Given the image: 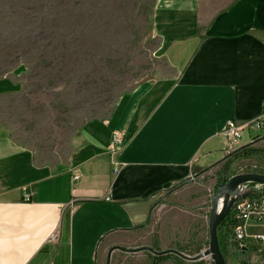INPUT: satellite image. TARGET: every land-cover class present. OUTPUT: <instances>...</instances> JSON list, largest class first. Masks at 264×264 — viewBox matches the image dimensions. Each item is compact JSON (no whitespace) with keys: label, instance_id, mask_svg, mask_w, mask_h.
<instances>
[{"label":"crops","instance_id":"1","mask_svg":"<svg viewBox=\"0 0 264 264\" xmlns=\"http://www.w3.org/2000/svg\"><path fill=\"white\" fill-rule=\"evenodd\" d=\"M154 27L172 76L122 93L66 164L0 157V264H105L116 245L147 246L154 208L166 226L172 206L206 200L230 152L264 149V127L223 131L261 113L264 0H156ZM262 231L250 222L243 253L226 244V264H264Z\"/></svg>","mask_w":264,"mask_h":264},{"label":"rangeland","instance_id":"2","mask_svg":"<svg viewBox=\"0 0 264 264\" xmlns=\"http://www.w3.org/2000/svg\"><path fill=\"white\" fill-rule=\"evenodd\" d=\"M155 2L0 0V138L41 164H66L83 148L82 127L107 118L122 93L172 76L154 27ZM225 163L226 177L264 173V152L248 145L247 153L228 154L206 200L172 206L166 226L154 208L138 245L183 249L188 256L204 249L194 251L201 240L207 247L208 214ZM164 254L160 264H175L174 252ZM152 256L146 248H115L113 264H150Z\"/></svg>","mask_w":264,"mask_h":264},{"label":"water","instance_id":"3","mask_svg":"<svg viewBox=\"0 0 264 264\" xmlns=\"http://www.w3.org/2000/svg\"><path fill=\"white\" fill-rule=\"evenodd\" d=\"M227 163L222 167V177L220 182L218 183L214 195L212 198L211 208L208 214V245L202 251L197 252L193 256H188L184 254L181 250L175 248H167V249H154L149 246H141L139 248H125L120 245H116L113 248H119L122 250H137L141 248H146L153 252L154 257L164 254L167 252H174L175 254L182 256L187 259H199L204 256H208L210 258V264H226V259L222 251L220 250L217 236V226L222 220V218L229 212L232 203L238 199H241L247 195L252 193L250 188L241 189L240 186L248 181L259 182L264 184V173L261 172H242L236 173L229 177L225 176V167ZM110 249V250H111ZM109 252L106 256L105 264H109Z\"/></svg>","mask_w":264,"mask_h":264},{"label":"built area","instance_id":"4","mask_svg":"<svg viewBox=\"0 0 264 264\" xmlns=\"http://www.w3.org/2000/svg\"><path fill=\"white\" fill-rule=\"evenodd\" d=\"M249 125L255 128L264 127V102L262 104L261 113L257 117L243 124L237 123L234 119H229L226 121L223 131L228 132L235 139L240 136L242 128ZM120 142L121 140L118 135L114 133L111 149L113 150L116 145L118 148ZM240 188H250L252 193L234 201L229 210L235 224L226 235V244L229 248L234 249H239L243 246V241L247 235L248 224L250 222L262 224L264 226V184L248 181L243 183ZM253 236L257 240L264 241V231L256 232Z\"/></svg>","mask_w":264,"mask_h":264},{"label":"trees","instance_id":"5","mask_svg":"<svg viewBox=\"0 0 264 264\" xmlns=\"http://www.w3.org/2000/svg\"><path fill=\"white\" fill-rule=\"evenodd\" d=\"M247 148H248V144L242 145L238 148H236L235 150H233L232 152L229 153V155H235V154H244L247 153ZM263 150L264 149H260ZM235 224V221L231 218V214L230 212H228L220 221V223L217 226V236H218V243H219V247L220 250L222 251V253L224 254L225 258H226V252H225V246H226V235L230 232L232 226ZM154 248V247H152ZM154 249H158V248H154ZM181 251H183V249H179ZM240 252L243 253L244 249L242 247L239 248ZM196 251H198V248L196 249ZM169 253V252H168ZM167 254H160L156 257H154L153 260V264H160V260L162 258H165ZM173 261L175 264H186L185 263V259L182 256L179 255H175L172 256ZM245 255L243 257H239V264H243L244 262H246L245 260ZM195 264H203L202 261L198 260V261H194ZM210 264V263H209Z\"/></svg>","mask_w":264,"mask_h":264},{"label":"bare ground","instance_id":"6","mask_svg":"<svg viewBox=\"0 0 264 264\" xmlns=\"http://www.w3.org/2000/svg\"><path fill=\"white\" fill-rule=\"evenodd\" d=\"M95 121L85 124L81 129V142L84 146L85 141L90 133V130ZM81 152V150H80ZM14 156H32L30 152L24 148L13 145L10 141L0 138V157H14Z\"/></svg>","mask_w":264,"mask_h":264}]
</instances>
